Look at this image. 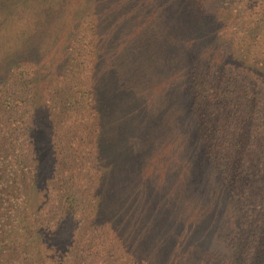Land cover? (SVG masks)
Wrapping results in <instances>:
<instances>
[{
    "label": "rangeland",
    "instance_id": "rangeland-1",
    "mask_svg": "<svg viewBox=\"0 0 264 264\" xmlns=\"http://www.w3.org/2000/svg\"><path fill=\"white\" fill-rule=\"evenodd\" d=\"M146 2L140 15L112 16L71 0L89 7L65 18L57 45L71 62L52 74L72 71L71 97L81 96L69 123L56 120L58 149L71 143L60 162L78 206L71 238L76 228L101 238L100 264H264V47L196 0ZM45 79L43 93L60 97L58 77ZM47 111L40 136L53 125Z\"/></svg>",
    "mask_w": 264,
    "mask_h": 264
},
{
    "label": "trees",
    "instance_id": "trees-1",
    "mask_svg": "<svg viewBox=\"0 0 264 264\" xmlns=\"http://www.w3.org/2000/svg\"><path fill=\"white\" fill-rule=\"evenodd\" d=\"M146 1L96 0V4H104L112 16L127 13L130 8L135 9L133 14L140 15L141 9L147 6ZM197 2L201 9L206 8V12L227 22V27L232 25L233 32L241 30L247 46L264 47V0ZM88 7L86 4L85 9H75L71 7V0H0V264H100L105 261L102 257L105 245L101 238L93 240L92 225L88 226V239L76 235L81 228H76L71 238V218L78 214V206L74 200L71 202V168L60 163L61 159H70L71 143L64 153L56 144V120L60 115L68 117L69 123L71 103L77 104L81 97H71L72 71L66 74L64 71L63 76L52 74L56 67L71 62V48H60L57 44L60 34L69 27L65 18L70 21L79 18V10L85 11ZM185 9L192 7L186 3ZM205 22H211L209 17L205 16ZM66 34L65 43L71 30ZM101 53L96 51L98 62L102 59ZM201 56L220 62L215 54ZM243 57L246 56H240L247 60ZM240 70L249 72L246 67ZM48 76L58 77L60 97L43 93ZM231 83L226 82L225 93L230 91ZM67 85H70L68 90ZM206 86L208 92L213 91L206 83L202 87ZM133 94V89H126L127 96L134 99ZM44 100L47 105L43 104ZM55 110L57 114L51 112ZM46 111L53 125L46 129V136H40L39 119ZM130 113L133 118L140 110L135 109L134 113L130 108ZM64 154L67 158L62 157ZM247 165L244 163L243 167L249 172ZM99 211L94 209L92 222Z\"/></svg>",
    "mask_w": 264,
    "mask_h": 264
}]
</instances>
